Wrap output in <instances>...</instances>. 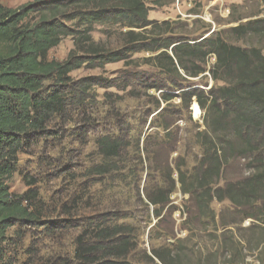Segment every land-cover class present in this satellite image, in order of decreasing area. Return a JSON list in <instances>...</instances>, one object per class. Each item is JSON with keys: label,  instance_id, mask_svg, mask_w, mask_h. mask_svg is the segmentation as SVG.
I'll use <instances>...</instances> for the list:
<instances>
[{"label": "trees", "instance_id": "obj_1", "mask_svg": "<svg viewBox=\"0 0 264 264\" xmlns=\"http://www.w3.org/2000/svg\"><path fill=\"white\" fill-rule=\"evenodd\" d=\"M98 24L112 35L115 30L119 31L120 42L116 47L105 46L93 38L92 32ZM164 24L168 23L159 25L149 19L145 0H32L17 8L0 4V248L13 238L9 232L16 226L28 228L47 224L41 217L43 206L37 208L29 203L36 193L31 194V190L27 194L14 193L8 180L18 172L20 154L58 134L61 129L55 128L66 124L71 112L84 106L89 99L95 78L74 80L71 73L86 66L104 67L123 61L125 67L119 72V80L125 82L124 88L141 79L138 84L147 92H159L157 108L174 98L168 94L166 84L176 86L181 81L191 82L209 71L214 86L207 92L196 88L181 97L189 103L186 108L195 98L203 111L204 129L199 133L203 155L198 173L192 176L187 170H193L194 166L175 165L178 174L175 183L180 184V192L187 194V200L193 203L192 209L186 212L187 219L194 223L192 232L199 235L198 226L202 232L213 226L219 242L215 253L204 255L201 251L198 259L188 264H264L263 49L232 43L213 32L212 36L193 43L174 33L164 37L162 33L167 32ZM234 30L238 34L264 33V18L248 21ZM67 36L73 38L74 48L66 59H50V50ZM140 52H150L151 56L135 57ZM210 55L215 57V62L208 69L206 62ZM198 57L206 66L193 70ZM144 59L157 72L148 76V71L140 70ZM147 81L151 82L146 84ZM110 114L112 119L116 118V113ZM154 116L165 132L166 143L161 145L167 147L169 129L175 119L167 116L165 108ZM127 137L125 134L123 138L111 134L97 137L103 163L90 168L92 175L113 177L119 163H114V159H122ZM152 144L158 147L154 141ZM156 147L145 146L150 162L157 160ZM173 149L161 160L164 162L161 169L165 172L172 169L167 158ZM234 157L248 160L245 169L250 174L213 186L216 182L213 179L221 176ZM49 160L44 159V162L51 163ZM122 180L126 182L124 177ZM33 181L31 178L29 184ZM177 188L175 185L165 192L147 195V200L156 208L157 217L172 202L171 194ZM213 202H227L230 206L216 211ZM247 219L252 221L249 226H243ZM89 220H93L92 227L96 231H92L87 242L81 238L77 240L76 257L82 260L80 264H136L125 262L135 245L131 247L124 237L128 227L111 225L112 221H117L116 212ZM244 230L249 231V238L240 236ZM257 250L259 254L255 259L248 261ZM156 257L160 260L158 264H186L179 253L177 259L161 254ZM3 258L1 264H15L10 257L3 255Z\"/></svg>", "mask_w": 264, "mask_h": 264}, {"label": "rangeland", "instance_id": "obj_2", "mask_svg": "<svg viewBox=\"0 0 264 264\" xmlns=\"http://www.w3.org/2000/svg\"><path fill=\"white\" fill-rule=\"evenodd\" d=\"M30 1L32 0H0V4L17 8ZM145 1L149 7V19L159 25L168 23L164 24L167 27V32L162 33L164 37L174 33L193 43L212 36V32L220 33L232 43L256 45L264 52V33L238 34L234 30L238 25L264 18L263 0ZM92 36L105 46L116 47L121 35L118 30L113 35L111 32L107 33L106 27L98 24ZM73 48L74 40L67 36L50 50L49 58L63 61ZM150 56V52L135 55L137 58ZM214 62L213 55L207 57V66L198 57L193 70H201L204 66L209 69ZM140 64V70L148 71V76L157 72L147 65L145 59ZM124 67V62L120 61L108 63L104 67L86 66L71 73L74 80L95 78L96 83L92 85L89 99L84 106L71 112L66 124L54 127L56 130L61 129L58 134L39 142L28 152H22L18 172L8 180L14 193L27 194L30 190L31 194L36 193V197L29 203L37 208L43 206L41 217L47 224L28 228L16 226L11 229L9 235L13 238L1 245L0 261H3L4 255L6 258L10 257L15 264H80L82 260L76 257L77 240L81 238L87 242L92 237V231H96L92 227L93 220L89 219L111 211L117 214V221H112L111 225L123 224L128 227L129 237L128 232L124 237L129 240L131 247L135 245L131 248L132 252L128 254L126 263L158 264L160 260L156 254L177 259L179 253L188 264L198 259L201 251L204 255L215 253L219 240H216L214 227L210 226L202 232L201 226H198L199 235L192 232L194 223L187 219L186 212L188 208L192 209L193 203L187 200V194L180 192V184L175 183L178 178L175 165L194 166L193 170H187L192 176L198 173V163L203 155L199 142V133L204 129L203 111L195 98L186 108L189 103L182 101L181 97L196 88H203L207 92L215 81L207 71L191 82L181 81L176 86L166 84L168 94L174 98L169 103L162 102L160 108H157L156 97L158 98L159 92H147L140 86L141 79L134 80L132 85L124 88L125 82L119 80V72ZM150 82L147 81L146 84ZM196 106L199 107L198 114ZM163 108L166 109L167 116L172 115L175 119L169 129L167 147L161 145L166 143L165 132L159 126L157 116H154ZM110 112L116 113L115 119L109 115ZM103 134L116 137L122 135V138L125 134L129 137V140L128 137L124 140L127 141V148L121 153L122 159H114V163H119L112 178L109 175L97 177L90 170L103 163L96 143L97 137ZM153 141L158 147L152 144ZM147 144L156 147V161L148 160L145 152ZM142 146L144 151L141 150ZM172 149L174 151L167 158L172 169L165 172L161 169L164 167L161 160ZM44 159H50L51 163H45ZM247 162L248 160L231 158L221 176L213 179L216 181L213 186H221L225 181L248 176L250 172L245 169ZM194 163L196 164L193 165ZM123 177L126 182L122 180ZM31 178L34 180L33 184H29ZM175 185L178 188L171 194L172 202L157 217L154 212L156 208L147 200V195L165 192ZM228 206L230 204L227 202L212 203L216 211ZM186 219L187 223L184 225ZM251 221L245 220L243 226H249ZM188 227L191 229H184ZM248 233L249 231L244 230L240 232V236L248 237ZM258 254L257 250L247 260L252 262Z\"/></svg>", "mask_w": 264, "mask_h": 264}, {"label": "bare ground", "instance_id": "obj_3", "mask_svg": "<svg viewBox=\"0 0 264 264\" xmlns=\"http://www.w3.org/2000/svg\"><path fill=\"white\" fill-rule=\"evenodd\" d=\"M195 109H196V114H198L199 107L196 106Z\"/></svg>", "mask_w": 264, "mask_h": 264}]
</instances>
